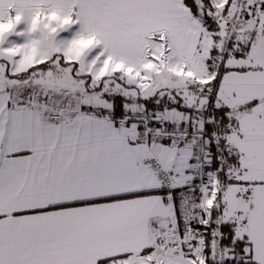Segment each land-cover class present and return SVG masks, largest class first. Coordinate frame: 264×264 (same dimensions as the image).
<instances>
[{"label": "snow or ice", "instance_id": "6c2138e0", "mask_svg": "<svg viewBox=\"0 0 264 264\" xmlns=\"http://www.w3.org/2000/svg\"><path fill=\"white\" fill-rule=\"evenodd\" d=\"M0 264H264V0H0Z\"/></svg>", "mask_w": 264, "mask_h": 264}]
</instances>
